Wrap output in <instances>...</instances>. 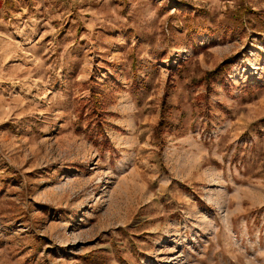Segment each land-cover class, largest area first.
I'll return each mask as SVG.
<instances>
[{"label":"rangeland","instance_id":"374dc122","mask_svg":"<svg viewBox=\"0 0 264 264\" xmlns=\"http://www.w3.org/2000/svg\"><path fill=\"white\" fill-rule=\"evenodd\" d=\"M0 264H264V0H0Z\"/></svg>","mask_w":264,"mask_h":264},{"label":"trees","instance_id":"16d2710c","mask_svg":"<svg viewBox=\"0 0 264 264\" xmlns=\"http://www.w3.org/2000/svg\"><path fill=\"white\" fill-rule=\"evenodd\" d=\"M229 64V57L223 59L221 62H219L214 69L210 70L207 73V76H216L219 75L221 73H223L226 70V67ZM163 125V119L160 120V122L158 123L157 127H156V132H160L161 131V126Z\"/></svg>","mask_w":264,"mask_h":264}]
</instances>
